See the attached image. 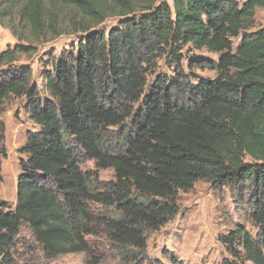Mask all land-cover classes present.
I'll return each mask as SVG.
<instances>
[{
    "label": "trees",
    "instance_id": "16d2710c",
    "mask_svg": "<svg viewBox=\"0 0 264 264\" xmlns=\"http://www.w3.org/2000/svg\"><path fill=\"white\" fill-rule=\"evenodd\" d=\"M257 9L264 0H0V26L17 41L0 51V70L7 69L0 74V184L6 101L26 98L40 127L19 150L27 158L19 161L16 208L6 212L0 203L3 264H13L23 225L48 259L85 254L87 264H105L111 252L116 264H144L146 234L175 218L179 193L200 181L248 185L261 233L255 239L237 228L220 237L232 258L222 264H264V27L250 32ZM109 19L120 26L107 37L95 31ZM79 34L77 54L46 75L42 99L31 70L13 65ZM186 47L219 55L190 62L218 72L214 80L190 82ZM164 55L176 77L159 76L147 90L151 62ZM112 127L127 130L113 153L104 146ZM85 159L95 161L94 172L81 169ZM108 169L115 179L100 181ZM95 206L113 213L98 215Z\"/></svg>",
    "mask_w": 264,
    "mask_h": 264
},
{
    "label": "rangeland",
    "instance_id": "374dc122",
    "mask_svg": "<svg viewBox=\"0 0 264 264\" xmlns=\"http://www.w3.org/2000/svg\"><path fill=\"white\" fill-rule=\"evenodd\" d=\"M173 5V0H166ZM120 19H109L95 31L104 34L109 33L120 26ZM264 27V9H257L255 25L250 32H255ZM85 40L82 34L61 37L57 41L48 43L39 48L38 52L29 58H22L19 63L13 65L15 69L27 68L31 70L34 81L37 83L41 98L48 97L43 83L46 75L53 71L61 59L76 55L79 45ZM240 39L234 40L235 47ZM17 43L8 29L0 26V51L13 47ZM182 69L190 77V82L196 84L198 78L214 80L218 72L200 68H190L192 57L200 60L218 61L219 55L209 53L207 50L197 51L184 48ZM147 74L148 88L159 76L176 77V64L168 55L157 57L151 62ZM7 69L0 70L1 72ZM26 98L12 97L6 101L1 117L6 127L4 145L6 156L2 157V176L0 184V203H7L6 212L14 210L17 206L18 179L21 175L20 159H26V154L19 150L25 145L29 133L40 131L30 118L27 109ZM142 105H135L137 110ZM126 128L112 127L107 130V138L104 143L109 152L121 150L124 146ZM80 167L83 171L94 172L96 163L92 160H82ZM100 181L108 182L115 179L113 169L99 171ZM179 207L178 215L169 221L159 232H148V248L146 262L163 264H222L225 259L232 260L227 248L219 241L220 237L229 235L237 228H244L255 239H259L260 229L252 221L253 203L249 195V187L236 189L232 187H220L208 181H200L189 192H180L177 198ZM112 209H103L95 206L94 211L98 215L112 214ZM3 210L0 207V211ZM96 240V239H95ZM104 242L103 239H100ZM13 264H87L85 254L61 255L55 259H48L41 246L37 243L31 229L23 225L12 248ZM264 251V246H263ZM148 259V262H147ZM151 262V264H152ZM0 264H3L0 257ZM105 264H116L111 252Z\"/></svg>",
    "mask_w": 264,
    "mask_h": 264
}]
</instances>
